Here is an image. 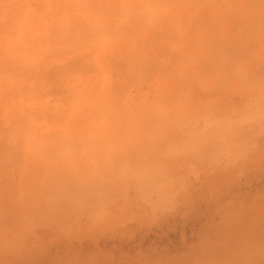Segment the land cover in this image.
<instances>
[{
  "label": "clouds",
  "instance_id": "1",
  "mask_svg": "<svg viewBox=\"0 0 264 264\" xmlns=\"http://www.w3.org/2000/svg\"><path fill=\"white\" fill-rule=\"evenodd\" d=\"M0 264H264V0H0Z\"/></svg>",
  "mask_w": 264,
  "mask_h": 264
}]
</instances>
